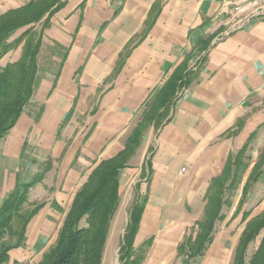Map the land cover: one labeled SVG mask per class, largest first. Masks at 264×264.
Masks as SVG:
<instances>
[{
    "label": "crops",
    "instance_id": "0c3cea01",
    "mask_svg": "<svg viewBox=\"0 0 264 264\" xmlns=\"http://www.w3.org/2000/svg\"><path fill=\"white\" fill-rule=\"evenodd\" d=\"M32 1L0 0V15ZM51 23L44 46L48 40L56 49L59 65L45 77H59L42 79L3 149L8 160L22 161L23 182L41 179L30 195L39 190L51 197L40 202L45 206L26 245L10 253V262L22 263L13 255L30 245L41 260L75 194L102 161L124 151L152 99L184 68L196 80L176 94L171 121L158 131L148 128L122 172V195L133 186L147 198L134 249L150 242L143 264H185L179 247L196 240L208 190L242 153L241 179L225 190L230 205L223 206L206 250L191 261L234 264L247 225L264 215V0H69ZM10 53L2 67L14 62ZM121 212L120 204L103 264L112 258L119 264L120 247L109 262L107 251ZM263 236L249 245L247 260Z\"/></svg>",
    "mask_w": 264,
    "mask_h": 264
},
{
    "label": "trees",
    "instance_id": "16d2710c",
    "mask_svg": "<svg viewBox=\"0 0 264 264\" xmlns=\"http://www.w3.org/2000/svg\"><path fill=\"white\" fill-rule=\"evenodd\" d=\"M68 1L36 0L0 15V62L7 54L22 46V53L17 61L8 63L5 67L0 65V143L17 126L25 110L32 105L35 92L43 79L42 75H45L39 64L44 33L51 27L54 15ZM37 25H41L40 32L36 31ZM20 31L23 33L15 38ZM52 50L54 53L56 49ZM65 59L66 55L63 56L60 68ZM58 77L56 75L55 80ZM196 78L197 75H191L184 68L172 75L143 112L124 151L115 158L102 161L75 194L54 243L43 253L37 264H103L112 222L124 190L121 183L122 172L141 146L148 128L154 126L155 131H158L171 121L170 114L176 104V94L188 89ZM41 111L42 109L39 112ZM38 117L39 113L36 121ZM241 155L242 153L238 154L237 160L227 167L221 177L213 181L208 190L205 215L197 223L199 232L196 240L192 242L188 238L179 247V253L185 256V264H191L198 254L206 250L213 237L215 222L223 219L222 208L230 205L231 196L225 190H231L239 183L244 170ZM148 164L150 167L149 162ZM149 170L151 174V167ZM20 175L19 172L14 188L0 206V264H9L10 253L25 247L29 226L45 206V203L29 201L30 191L41 179L23 182ZM146 203V197L140 198L136 194L130 208L123 243L120 245L119 264L144 263L150 242L140 251H135L134 242ZM53 207L61 213L64 212L56 202H53ZM83 219L86 226L81 228L80 222ZM263 231L264 215L249 222L238 245L234 264H264V236L255 253L248 260L246 258L249 245ZM188 250L191 255L186 254Z\"/></svg>",
    "mask_w": 264,
    "mask_h": 264
},
{
    "label": "rangeland",
    "instance_id": "374dc122",
    "mask_svg": "<svg viewBox=\"0 0 264 264\" xmlns=\"http://www.w3.org/2000/svg\"><path fill=\"white\" fill-rule=\"evenodd\" d=\"M41 26H37L36 29L37 31H40ZM22 32H18L15 35V38ZM54 47L52 46V44L47 40L45 42V46L43 48V52L40 58V68L41 71L45 74L46 72H57L58 71V63H55V61H53V57H54V53L53 50ZM11 57V61H16L19 58V49L15 50L14 52L10 53ZM1 64H4L3 62ZM52 76V77H49ZM47 77H45V75H42V78L46 81L47 83H51L53 81L52 78H55L56 75H49ZM45 77V78H44ZM42 88L44 89H48L49 87L46 85H42ZM40 100L39 98L36 99V101ZM37 113V111H36ZM35 113V114H36ZM8 142V138H5L3 140V142L0 143V206L2 204V197L5 195V193L7 192V189H9L12 186V183H15V174L16 172L19 170V172L21 173L22 168L25 166L22 165V161H13V160H8V158L5 157V154L3 153V149H5L6 144ZM34 148V147H33ZM148 163V162H147ZM35 172L36 171V167H34ZM33 174V173H32ZM14 179V182H13ZM13 188V187H12ZM34 195V199H36L35 201L37 202H44L47 200V198L51 197V195L47 194L45 197L42 195V193H40L39 190L36 191L35 194H31L30 198H33L32 196ZM134 197H136V192L134 187H130L129 189L125 190L123 192L122 195V202H121V213H119V218L116 222L115 225V231L113 233L114 240L112 242V246L110 248L109 251H107V261L109 262L111 257H112V253L115 249V246L120 247L121 243H123V236L127 227V221L129 219V212H130V208L133 204L134 201ZM4 199V198H3ZM126 219V221H125ZM119 237H122V239L119 240ZM54 241V237L53 240L51 241V243H53ZM50 243V244H51ZM13 257H16L17 259H21L20 262H22V264H37L40 261V256L38 254L34 255L33 254V250L31 249V245L29 247V249L25 250V251H18L15 252ZM112 264H114V259L112 258ZM10 264H12L10 262Z\"/></svg>",
    "mask_w": 264,
    "mask_h": 264
}]
</instances>
